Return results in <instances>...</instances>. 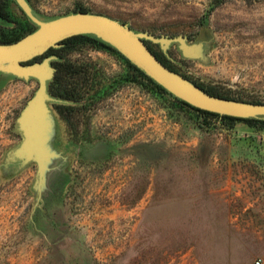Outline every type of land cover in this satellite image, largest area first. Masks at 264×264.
I'll use <instances>...</instances> for the list:
<instances>
[{"label": "rangeland", "instance_id": "1", "mask_svg": "<svg viewBox=\"0 0 264 264\" xmlns=\"http://www.w3.org/2000/svg\"><path fill=\"white\" fill-rule=\"evenodd\" d=\"M24 1L38 22L82 12L180 36L200 59L148 42L169 71L264 104V0ZM7 6L0 43L37 29L14 0ZM81 36L49 57L91 77L75 100L60 96L66 68L46 83L41 179L33 156L16 157L37 81L0 72V264H264V126L192 111Z\"/></svg>", "mask_w": 264, "mask_h": 264}, {"label": "water", "instance_id": "2", "mask_svg": "<svg viewBox=\"0 0 264 264\" xmlns=\"http://www.w3.org/2000/svg\"><path fill=\"white\" fill-rule=\"evenodd\" d=\"M14 1L38 27L13 43L0 44V72L24 81L30 78L37 81L36 91L18 118V130L24 140L16 152V157L25 161L33 156L37 163L39 179L42 177L44 160L42 150L46 113L44 102L50 100L46 95V83L53 78L56 68L50 65L49 57L43 58L40 62L31 64L28 62L74 36L90 34L105 42L168 94L193 108L240 119L264 117V104H249L214 97L188 84L162 65L144 43L158 45L162 51L174 43L184 58L200 59L202 57L200 46L188 45L180 36L169 39L134 33L107 17L82 12L38 22L24 0Z\"/></svg>", "mask_w": 264, "mask_h": 264}, {"label": "trees", "instance_id": "3", "mask_svg": "<svg viewBox=\"0 0 264 264\" xmlns=\"http://www.w3.org/2000/svg\"><path fill=\"white\" fill-rule=\"evenodd\" d=\"M83 39H85V36L78 35V36H74V37L66 39L65 42L66 43L78 42V41H81ZM13 42H15V41L14 40L13 41H7L5 43H0V44H9V43H13ZM144 43H145V45L147 47L148 42H144ZM147 49L150 51V49L148 47H147ZM115 53H117V52H115ZM122 59L129 65V67L132 69V71L135 72L136 75L140 79L150 83L151 85H153L159 91L168 94L163 88H161L159 85H157L155 82H153L150 78H148L141 70L137 69L135 66L130 64L124 58H122ZM156 59L162 65H164L157 57H156ZM62 67L66 68L67 71L65 73H66V75H68L67 79L72 80V82L69 81V83H70L69 88L66 87V88L62 89V92H60V96L63 97L64 99H66V100L79 99L80 96H81V93H82L81 89L83 88L84 84H87L88 79L91 77V74L89 73V70L87 68H79L78 66H73L72 64H58L56 66V76L54 77V80H57V78H59V75L62 72V69H61ZM203 91L205 93L211 95V96H214V97L231 100V99L226 98L224 96H219V95H217V94H215L213 92H210L208 90H203ZM50 92H51L52 96H56V97L59 96V94H58V92L56 91L55 88H51ZM168 95H170V94H168ZM171 97L176 102L181 104L182 106H184V107H186V108H188V109H190L192 111H195V112H197V113H199V114H201V115H203L205 117H213V118H218V119L227 120V121H244L246 123H249V122H252V121H259L262 124V126H264V120H255V119H250V118H248V119H239V118H234V117H229V116H220V115H217V114H213V113H209V112H206V111H203V110H199V109L193 108V107L189 106L188 104H186L185 102L180 101V100L174 98L173 96H171ZM253 104H260V103L254 102Z\"/></svg>", "mask_w": 264, "mask_h": 264}, {"label": "flooded vegetation", "instance_id": "4", "mask_svg": "<svg viewBox=\"0 0 264 264\" xmlns=\"http://www.w3.org/2000/svg\"><path fill=\"white\" fill-rule=\"evenodd\" d=\"M7 8H8V6H7V0H0V20H6V19H8ZM32 30H31V32H32ZM14 41H16V40H14ZM3 43H5V42H3ZM65 45H66V42H65V40H63L62 42H60V47L48 49L42 56H39V57L34 58L33 60L29 61L28 64H31V63H34V62H40L45 57H50L52 55H56L58 49L65 47ZM147 47L149 48L148 44H147ZM154 55L159 60H161L157 54L154 53ZM51 65H53V67L56 68L55 63L51 62Z\"/></svg>", "mask_w": 264, "mask_h": 264}, {"label": "built area", "instance_id": "5", "mask_svg": "<svg viewBox=\"0 0 264 264\" xmlns=\"http://www.w3.org/2000/svg\"><path fill=\"white\" fill-rule=\"evenodd\" d=\"M254 264H260L259 261H255Z\"/></svg>", "mask_w": 264, "mask_h": 264}]
</instances>
